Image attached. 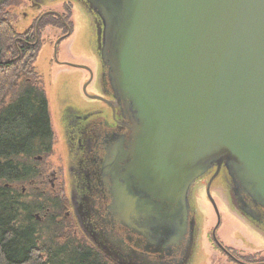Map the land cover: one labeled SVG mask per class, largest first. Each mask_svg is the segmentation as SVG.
I'll return each instance as SVG.
<instances>
[{"label": "water", "instance_id": "water-1", "mask_svg": "<svg viewBox=\"0 0 264 264\" xmlns=\"http://www.w3.org/2000/svg\"><path fill=\"white\" fill-rule=\"evenodd\" d=\"M89 1L133 119L142 182L186 213L192 182L225 163L264 208V0ZM118 193L117 209H161Z\"/></svg>", "mask_w": 264, "mask_h": 264}, {"label": "flooded vegetation", "instance_id": "flooded-vegetation-1", "mask_svg": "<svg viewBox=\"0 0 264 264\" xmlns=\"http://www.w3.org/2000/svg\"><path fill=\"white\" fill-rule=\"evenodd\" d=\"M76 1L87 9L93 20L99 70L96 79L91 74L90 83L95 79L98 93H88L86 85L85 95L93 103L85 105L60 96L56 104L57 129L48 102L51 142L27 158L33 164V176L22 184L21 193L35 189L41 195L53 196L55 201L50 206H42L44 214L41 209L34 211L33 218L43 221L50 214L51 206L57 208L59 219L68 223L74 234L82 233L111 264H194L201 234L193 201L201 185L206 184L208 191L217 181L227 191L231 210L264 233V208L237 187L225 163L213 164L192 182L186 213L179 212V205L163 199L157 189L142 182L141 178L147 174L141 172L138 162L139 145L133 119L125 99L114 89L109 66L103 58V19L89 0ZM31 2L39 5L40 0ZM57 137L62 144L60 153L56 149ZM128 190L138 200L160 204V211L149 210L145 205L146 213L139 216L134 206L127 209L124 203L117 209V192L123 195ZM243 203L253 213L245 211ZM212 205L217 222L210 242L227 258L228 264H264L237 253L219 239L216 232L222 217L217 204L212 201Z\"/></svg>", "mask_w": 264, "mask_h": 264}, {"label": "trees", "instance_id": "trees-1", "mask_svg": "<svg viewBox=\"0 0 264 264\" xmlns=\"http://www.w3.org/2000/svg\"><path fill=\"white\" fill-rule=\"evenodd\" d=\"M7 1L0 0V12ZM56 14H44L37 27L24 33L0 17V264H111L94 247L83 240L74 243L66 233L43 245L34 210L20 191L33 176L27 158L51 142L48 99L33 62L41 28L52 21L70 25L67 17Z\"/></svg>", "mask_w": 264, "mask_h": 264}, {"label": "rangeland", "instance_id": "rangeland-1", "mask_svg": "<svg viewBox=\"0 0 264 264\" xmlns=\"http://www.w3.org/2000/svg\"><path fill=\"white\" fill-rule=\"evenodd\" d=\"M50 12L57 13V16L64 15L71 25H69L71 32L66 35L69 26L66 27L64 24L68 25L67 20L63 23L64 26L55 24V21H52V24H45L40 30V49L33 62L42 79L41 84L50 104L53 125L57 129L56 104L60 96L70 98L77 105H85L93 103L85 95L86 85H88V93H98L95 79L99 70V58L95 50L91 15L76 0H40L39 5L31 0H8L0 12V17L8 18L18 33H24L33 26L37 27L42 16ZM91 74L95 79L90 83ZM12 93L14 92L9 93L7 100ZM56 139L58 140L56 149L60 153L62 144L58 137ZM205 186L206 184L199 187L193 201L198 212L197 220L201 234L198 258L194 264H228L227 258L220 254L210 242L212 230L217 222L212 200L217 204L222 217L221 226L216 232L219 239L231 245L237 253L252 257L255 261L264 262V233L255 230L231 210L227 191L221 184L216 181L210 190V195ZM22 200L31 205L34 211L40 210L42 206H50L55 201L53 196L41 195L35 189H27ZM51 207L48 217L38 221L37 229L40 231V242L43 245L51 243L54 238L66 233L70 235L69 240L74 243L83 240L85 244L93 247L82 233L74 234L68 228L69 224L59 219V210ZM41 211V214H44L42 209Z\"/></svg>", "mask_w": 264, "mask_h": 264}]
</instances>
